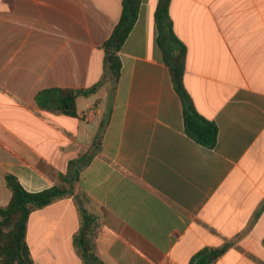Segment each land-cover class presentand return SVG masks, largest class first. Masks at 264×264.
<instances>
[{"label": "crops", "instance_id": "1", "mask_svg": "<svg viewBox=\"0 0 264 264\" xmlns=\"http://www.w3.org/2000/svg\"><path fill=\"white\" fill-rule=\"evenodd\" d=\"M158 1L141 0L114 83L103 46L123 0H0V207L7 174L28 192L50 188L101 130L77 190L105 264H264V0H171L184 86L218 128L212 149L185 131L158 45ZM96 85L77 98L76 118L44 93ZM80 224L73 197L32 213L34 264H83Z\"/></svg>", "mask_w": 264, "mask_h": 264}, {"label": "trees", "instance_id": "2", "mask_svg": "<svg viewBox=\"0 0 264 264\" xmlns=\"http://www.w3.org/2000/svg\"><path fill=\"white\" fill-rule=\"evenodd\" d=\"M171 0H159L154 14L158 30V45L163 62L169 68L174 88L183 104L184 125L187 135L199 144L212 149L218 138L217 126L201 116L191 101L184 86V65L186 47L176 36L170 16ZM141 0H123L120 19L110 38L104 43L105 66L114 83L118 81L121 61L118 56L123 44L131 33L138 18ZM98 85L89 90L57 89L46 90L51 95L52 109L70 117H78L76 100L84 94L96 91ZM102 129V124L101 128ZM101 131V130H100ZM100 131L93 142V150L69 162L65 174L56 173L57 184L39 192H28L18 179L10 174L5 176L11 191L10 201L0 207V264H34L26 241L28 221L32 213L41 210L59 198L73 197L81 215V224L74 236L83 264H105L94 248L98 233L97 219L86 207V200L78 192L77 184L82 170L89 164L99 149ZM220 252H212L216 257ZM196 264H208L201 258Z\"/></svg>", "mask_w": 264, "mask_h": 264}]
</instances>
